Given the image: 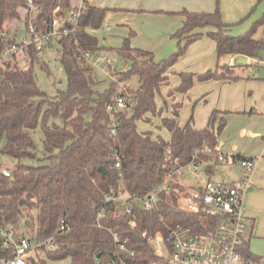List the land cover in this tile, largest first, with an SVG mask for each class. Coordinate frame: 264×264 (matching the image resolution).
Returning a JSON list of instances; mask_svg holds the SVG:
<instances>
[{"label":"trees","instance_id":"1","mask_svg":"<svg viewBox=\"0 0 264 264\" xmlns=\"http://www.w3.org/2000/svg\"><path fill=\"white\" fill-rule=\"evenodd\" d=\"M33 2L37 12L31 20L27 0H0V140L5 138L0 151L17 160L11 176L0 172V224H14L20 233H30L38 241L53 236L57 246L45 249L46 258L60 264H112L117 258L150 263L161 258L151 249L143 231L161 230L166 236L174 228L214 231L221 217L182 206L179 198L186 187L177 181L175 172L191 163H205V171L213 179L217 166L223 163L216 153L214 125L219 110L214 109L208 124L197 129L192 123L193 116L181 125L177 112L175 117L162 115L156 96L169 80L168 71L204 35L215 41L219 59L235 55L264 59V39L255 37L258 28L264 25V16L245 32L235 35L219 5L214 11L184 8L166 12L182 15L184 20L173 33L176 50L157 61L153 51L131 45L134 30L120 47L100 45L97 36L88 29H99L106 13L117 9L82 0L75 26L73 22L65 23L67 27L74 26V30L58 39L68 88L50 96L36 83L34 63L39 50L35 43L13 59L1 61V56L8 46L21 44L27 32L21 35L18 32L28 28L30 20L37 32L43 34L50 30L54 17H66L79 5L71 0ZM13 20L24 24L16 25L13 37L4 36V32L9 34ZM104 51H117L126 67L115 70L116 79L98 89L101 81L96 80L86 53ZM109 66L112 70V64ZM249 66L264 68V64L239 62L218 64L202 73L180 72V83L172 93L187 92L196 81L238 80L241 78L238 70ZM134 77L136 87H119V83ZM118 97L127 99V110L115 105ZM109 105L115 107L109 109ZM149 115L161 118L170 138L154 136L152 130H139L138 123L150 120ZM223 125L221 122L218 129ZM38 127L44 134L40 149L32 135ZM208 148L213 152H208ZM232 158L247 159L243 155ZM30 159L41 163L24 162ZM101 166L106 169L104 176L99 171ZM170 175L171 190L162 192L151 209L130 200L133 208L128 212V202L105 199L106 193L117 189L119 183L131 196L148 194ZM188 194L186 191L184 197ZM102 209L105 214L98 220ZM62 224L66 225V231L60 230ZM114 234L125 243L126 250L116 246ZM239 251L245 264H262L261 258L252 252L249 240L244 241ZM12 256L0 238V259ZM33 260L35 264H47L37 253L29 256L28 264H33Z\"/></svg>","mask_w":264,"mask_h":264},{"label":"crops","instance_id":"2","mask_svg":"<svg viewBox=\"0 0 264 264\" xmlns=\"http://www.w3.org/2000/svg\"><path fill=\"white\" fill-rule=\"evenodd\" d=\"M88 1L93 5L119 9L118 11L109 10L102 26L108 28L111 26L126 27L125 35L134 30L135 38L141 32L138 25L150 24L149 17L153 18L157 15L158 20L166 21L164 26L166 37L159 39L153 37L151 41L136 40L135 45H133L144 49L150 48L148 50L152 49L151 51L154 50L155 52L164 46L167 50H176L177 43L175 42L176 46L169 44L168 36L180 28L184 17L166 12H177L184 8L191 11H214L219 5L224 20L232 24L231 33L235 35L245 32L264 16V0ZM79 4L80 0L76 5ZM139 21L141 23H138ZM21 30L24 29L21 28ZM94 30L88 29L90 33H93ZM255 37L264 39V25L258 28ZM99 43L103 44L100 39ZM232 57L219 59L215 41L206 35L202 36L189 46L186 53L168 71L169 80L162 85L160 94L163 95L164 101L160 102L159 100L158 105L163 106L162 115L164 116L175 117V112H177V118L181 125L193 116L192 123L197 129L208 124L214 109L219 110L214 125L217 136L216 150L219 153L227 154L229 159L235 155H243L256 160V166L250 174V186L244 195L243 213L252 220L248 238L250 248L261 258V263L264 264V79L253 77L255 73L264 76V72L260 71V67L257 66L256 70L247 72L249 66L238 70V74L241 76L238 80L196 81L189 91H174L172 93V90L180 83V72L202 73L208 69L216 68L218 64L228 63L231 65ZM233 58L241 60L244 56L235 55ZM246 58V63L253 62L250 57ZM240 70L242 71L240 72ZM140 122H150V120ZM221 122L224 125L218 129ZM139 130L145 129L139 127ZM156 132L158 131L156 130ZM170 135L169 132V137L166 138H170ZM154 136L156 135L154 134ZM229 159L221 164L230 167L232 164H239L237 160L231 161ZM244 172L245 169L243 168L241 172L233 174L234 176H230L229 179L221 173V180L234 183L243 176ZM213 179L215 178L213 177ZM177 181L186 187V190L182 192L183 194L195 187L194 182L192 183L190 179H187L189 183H183L177 176ZM188 186H190V190Z\"/></svg>","mask_w":264,"mask_h":264},{"label":"built area","instance_id":"3","mask_svg":"<svg viewBox=\"0 0 264 264\" xmlns=\"http://www.w3.org/2000/svg\"><path fill=\"white\" fill-rule=\"evenodd\" d=\"M27 6L32 17L37 12V6L33 0H27ZM83 7L82 0L79 8L69 12L66 17H54L50 30L46 33L39 34L33 25L32 21L28 28H23L27 32V36L21 39V44H13L6 48L1 56L2 60L13 59L16 55L24 52L32 43L36 44L37 50H42L45 43H51L53 38L59 39L64 35L74 30L77 23V18L80 15V9ZM66 22H73V27H67ZM17 28L15 29V32ZM14 32V33H15ZM21 35L20 31L18 32ZM4 36L8 37V33L4 32ZM88 62L92 66H96L99 60L105 64H114L113 58L101 54L86 53ZM234 57V56H233ZM232 57L231 65L239 63ZM254 63L264 64V59L253 58ZM254 78H259L261 75L255 73ZM127 99L118 97L115 105L119 108H127ZM109 105V109L115 107ZM208 152H213L208 148ZM219 160L225 162L229 156L219 153L216 150ZM229 160L234 161L233 158ZM237 162L245 169L243 176L234 183L223 182L222 180L209 179L206 171V177L196 170L193 172L195 187L185 196L189 200L187 208L194 211H201L208 215H217L221 219L217 223L215 230L211 232H193L187 228H174L169 231L166 236L163 231L157 230L151 233L148 230L143 231V235L148 238L151 249L160 256L161 260H153L150 263H132L123 258H117L112 264H245L241 259L239 251L240 246L245 240H248L252 220L243 213V200L246 190L250 186V174L256 166L255 159H238ZM120 167V163L116 164ZM185 167V166H184ZM183 167L176 170L177 176ZM0 172L6 176L13 174L12 168L2 166L0 164ZM173 177L166 176L163 183L145 195L134 194L129 195L122 183H119L118 188H112L106 193V201H124L128 202V212L132 211L133 203L143 206L145 209L154 207L160 194L164 191L171 190V181ZM184 197V194L181 193ZM132 200L133 203L130 202ZM105 214L102 209L98 213L99 218ZM98 225H100L98 223ZM61 231H66L65 224L61 225ZM0 238L4 249H10L13 256L7 259H0V264H28L29 255L31 252L40 255V250H50L56 248L54 237L51 236L45 241H38L35 237L23 235L14 224H0ZM116 246L120 250H126L124 242H120L117 235L114 234ZM131 254H134L131 251Z\"/></svg>","mask_w":264,"mask_h":264},{"label":"rangeland","instance_id":"4","mask_svg":"<svg viewBox=\"0 0 264 264\" xmlns=\"http://www.w3.org/2000/svg\"><path fill=\"white\" fill-rule=\"evenodd\" d=\"M78 1L79 0H71L72 4H76ZM80 3H81V0H80ZM118 10L119 9L115 11H118ZM25 12H26V9L23 10V13ZM165 22L166 21L158 20L157 15H155L153 18L149 17L150 24L143 25V26L138 25V27L141 29V32L137 38H135L134 35L131 37V45L132 46L135 45L136 40L151 41L153 37L157 39L161 37H166L165 35L166 30L164 29V26L166 25ZM11 23L12 24L9 29L8 37H13V34L16 29L15 26L19 25L18 23H20L21 25L24 24V22H20L19 20L18 21L13 20ZM138 23H141V21H139ZM147 27L152 31H150L149 29H146ZM176 31L177 30H175V32ZM126 32H127L126 27L111 26L108 28L106 26L104 27L101 26L99 29H95L92 34L97 36V38L100 39L101 42H103V44L100 43L102 46L117 48L122 45L124 38L128 36L130 33L129 32L125 35ZM173 33H171L170 36H168V39L170 40L169 44H175L176 46L177 39L173 37ZM173 51L175 50H171V51L167 50L166 46L158 48L157 52L154 51L155 59L157 61H160L161 59L169 56ZM61 54H62L61 44L59 43L58 39L53 38L50 44L45 43L42 50L37 52L38 57L34 63V74H35L36 83L40 87L41 90L45 91L50 96H54L58 94L60 91H64L68 88V76H67V72L63 64L61 63ZM100 54L101 56L106 55L109 58H113V63H114L112 64V70L110 69L111 67L109 66V64L107 65L105 64L104 61H101V60L97 62L96 66H93L96 80L101 81L98 84L97 88L104 89L112 79H116V75H114L115 70L119 71L120 69L125 68L126 65H125L124 59L121 58V56L118 54L117 51H107V52L104 51V52H101ZM256 68H257L256 66H250L246 71L252 72L254 69L256 70ZM259 70L264 72L263 67H261ZM241 71L242 70H240V72ZM128 85L136 87L137 86L136 77L132 78L131 80L127 82L119 83L120 88L123 86L127 87ZM160 94L156 96L157 105L159 103V100L160 102L164 101L163 95H160ZM158 107L160 108L163 106L158 105ZM127 108H122V109L127 110ZM149 117H150V122H139L138 126L141 129L152 130L155 135L160 134L164 138L169 137V132L162 125L161 118L159 116H153V115H149ZM56 120L58 123L62 124V121L60 119H56ZM156 130L158 132H156ZM32 135L38 144V149L42 148V139L44 137V134L42 132L41 127H38L35 132H32ZM4 143H5V138L0 140V148L3 146ZM16 162L17 160L15 158L8 156L0 151V164L2 166L13 168ZM24 162H28V163L36 164V165L41 163V161L39 160H31V159L24 160ZM204 165L205 164L191 163L183 167L181 172H179L178 174L179 180H181V182L183 183L185 182L189 183L187 179H190V181L193 183L194 182L193 172H195L196 170L201 172L205 178L206 174H205ZM242 169L243 167L240 164H232L231 167L225 164H220L217 167V171H216V174L214 175V178L217 180H221L222 179L221 173H222L223 175L227 176V179H229L230 176H234L236 173L241 172ZM188 189L190 190V186H188ZM179 201L181 205L184 207H187L189 204V200L186 197H183L182 195L180 196ZM27 235L31 236L30 233H27ZM39 253L42 258L47 260V264H60V262L58 261L48 260L46 258L45 250H40ZM32 255L34 256L33 252H31L29 256H32Z\"/></svg>","mask_w":264,"mask_h":264},{"label":"water","instance_id":"5","mask_svg":"<svg viewBox=\"0 0 264 264\" xmlns=\"http://www.w3.org/2000/svg\"><path fill=\"white\" fill-rule=\"evenodd\" d=\"M25 30H20V33L24 32ZM240 63H246L247 62V58L244 57L241 60H239ZM26 64V62H24V65ZM99 171L102 173V175L104 176L106 174V169L105 167L101 166L99 167ZM33 264H35V261L33 260Z\"/></svg>","mask_w":264,"mask_h":264}]
</instances>
